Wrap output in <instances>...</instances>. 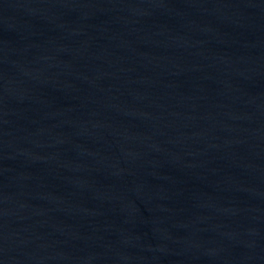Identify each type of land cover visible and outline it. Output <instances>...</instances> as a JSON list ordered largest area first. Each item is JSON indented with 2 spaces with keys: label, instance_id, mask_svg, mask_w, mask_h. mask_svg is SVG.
<instances>
[{
  "label": "water",
  "instance_id": "water-1",
  "mask_svg": "<svg viewBox=\"0 0 264 264\" xmlns=\"http://www.w3.org/2000/svg\"><path fill=\"white\" fill-rule=\"evenodd\" d=\"M0 264H264V0H0Z\"/></svg>",
  "mask_w": 264,
  "mask_h": 264
}]
</instances>
